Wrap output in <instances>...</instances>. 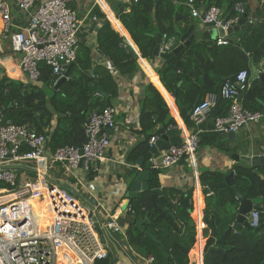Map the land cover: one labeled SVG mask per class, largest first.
Instances as JSON below:
<instances>
[{
    "label": "trees",
    "instance_id": "obj_1",
    "mask_svg": "<svg viewBox=\"0 0 264 264\" xmlns=\"http://www.w3.org/2000/svg\"><path fill=\"white\" fill-rule=\"evenodd\" d=\"M106 1L115 8H120L116 17L128 32L140 56L148 61L155 57V36L160 34L165 41L169 38L177 40L187 28L191 16L188 0ZM251 1L259 3L252 15L249 12ZM238 2L243 3L247 9L246 19L253 17L256 20L251 23L246 20L237 42L228 41L227 45L218 47L192 43L155 68L162 85L176 99L179 98L176 83L183 76L177 70L182 69L184 72V59L197 70L195 75L202 74L201 87H191L193 96L190 97L189 91L185 93L188 99L184 102L185 109L179 108L181 115H185L196 96L201 95L200 100L206 93L217 91L218 86L223 83L222 77L232 79L238 70H249L245 54L255 62L264 58V0H194L198 7L218 6L223 16L229 12L233 16V7ZM68 5L74 9L69 1ZM94 15L103 20L105 18L98 5L90 12V16ZM180 24H183V28H180ZM97 48L112 62L118 74L131 76L141 71L137 54L108 21L104 20L98 28ZM206 49L210 50V57L206 54ZM76 63L68 68V79L61 81L57 88L56 77L51 76V70L45 63L39 64V79L26 83L7 77L0 65V108L4 117L45 135L46 147L50 152L63 145L82 144L86 139L84 122L88 114L94 109L101 110L110 105V97L117 95V85L109 70L97 66L91 73L89 55L84 60H79L76 56ZM98 84L110 93L109 98L93 96ZM245 93L243 106L249 110L264 112L263 106L255 100L256 96L264 98V82L251 81ZM75 115H81V121L73 117ZM139 118V132L144 133L145 137L128 152L126 162L131 165L140 156L147 154L150 137L160 135L169 125L176 124L161 94L151 83L146 84ZM193 125L190 121L189 127ZM198 138L199 146H218L228 155L237 152L239 148L238 145L229 148L222 144L217 131L198 132ZM141 168L148 173V189L130 198V211H127L129 218L122 242L140 256L151 255V264H189L187 251L193 247L197 234L196 224L191 217L194 209L193 187L187 190L185 196L182 190L175 187L162 188L168 208L175 216L173 218L160 197L153 192L160 188L158 175L161 169L152 167L146 158ZM234 171L237 175L234 184L242 197L252 200L261 198L264 201V165L258 167V173L252 167L242 164L235 165ZM138 172L132 167L126 168L124 177ZM93 174L90 169L87 177L91 179ZM223 177L224 173L221 171L204 169L199 172V180L210 184L219 183ZM59 185L73 194L68 186ZM202 192L205 195L202 220L206 225L201 231L202 235L208 236L210 222L213 223L217 238L224 234V242L218 244L222 250L205 254L203 264H264V213L260 214L258 230L240 227L235 231L231 225L236 217L238 199L231 187L216 186L212 191L204 187ZM208 193L210 194L207 195ZM184 198L189 200L188 204L183 202ZM144 216L154 222V225L145 223L144 229L150 231L161 243L153 241L135 225V221ZM117 260V255L112 250L107 259L96 263L115 264ZM69 261L68 259V263Z\"/></svg>",
    "mask_w": 264,
    "mask_h": 264
},
{
    "label": "built area",
    "instance_id": "obj_2",
    "mask_svg": "<svg viewBox=\"0 0 264 264\" xmlns=\"http://www.w3.org/2000/svg\"><path fill=\"white\" fill-rule=\"evenodd\" d=\"M12 1L17 8L26 14V22L12 29ZM137 2L138 0H126ZM100 5L98 0H95ZM192 17L208 27H222L225 31L237 23L245 5L235 3V14L229 16L222 25L223 12L215 5L203 8L187 1ZM101 6V5H100ZM111 22L115 15L109 7L105 9ZM256 19L251 17L249 23ZM1 34L9 40L13 52L19 53V66L26 74L28 81L35 82L40 77L39 64L45 63L56 80L64 77L68 68L77 56V33L80 22L77 13L68 5V0H0ZM174 38L161 42L159 52L167 53L174 44ZM217 44H227L224 37L216 39ZM67 77V76H66ZM250 73L247 69L238 70L232 79L220 85L221 98L229 101L228 112L214 118L216 131H236L249 122L260 121L264 113L249 110L241 102L240 94L250 87ZM218 98L217 91L208 92L203 99L191 109V118L200 123L212 112ZM116 109L108 105L99 110H92L84 122L85 141L79 145H63L50 152L46 147V136L6 119L0 108V264H68L74 257L80 264H97L110 256L111 250L102 240V231L111 230L125 238V232L113 214L106 213L100 223L92 210L83 204L78 197L62 188L59 184L45 185L44 198L52 211L49 230L36 225L30 198L38 195L40 190L36 183L25 181L18 184L17 173L11 166L23 163L40 164L50 161L52 165L60 164L65 171L72 173L79 168L84 158V171L93 169L94 163L104 156L109 145L107 128L115 126ZM178 145L169 146L158 157L159 164L154 168H170L185 159L194 169L195 154L199 148L198 131L182 134ZM155 137L150 138V146ZM82 150V153L80 152ZM34 164V165H35ZM37 170V168H35ZM198 185V181H196ZM248 215L249 225H259L260 214L264 213V202L257 205ZM130 211V207L126 208ZM196 224L199 238L194 242L196 252L191 258L195 264H203L204 254L200 241L206 238L202 229L206 225L200 221ZM132 255V260L139 259L143 264H151L153 257L140 256L129 246L121 243ZM203 245V243H202ZM67 252V254H64ZM130 256V255H129ZM135 258H134V257ZM117 263V261L115 262Z\"/></svg>",
    "mask_w": 264,
    "mask_h": 264
},
{
    "label": "crops",
    "instance_id": "obj_3",
    "mask_svg": "<svg viewBox=\"0 0 264 264\" xmlns=\"http://www.w3.org/2000/svg\"><path fill=\"white\" fill-rule=\"evenodd\" d=\"M70 3L74 5V9L77 13L78 20L80 22L79 30L77 33V59L84 60L86 56H90V72L92 73L97 66H101L106 70H109L113 79L117 85V95L114 97H110V93L104 89L100 84L102 90L107 93L110 97V105H113L116 109L115 113V126L112 128L106 129L108 136H109V145L105 148L104 156L102 159L98 160V163H94L93 167V177L91 178L96 184V190L93 185L88 184L87 173L82 171V169H78L69 173L64 170V168L58 164L56 166L52 165L50 161L40 163V164H18L13 167V169L18 173L20 170L21 172L19 175L17 174L18 184L21 185L19 178L22 176L23 172H41L42 174L48 175V172L52 175H55L58 179L64 177L65 186H68L72 191L74 196L78 197V199L85 205H87L92 212L95 214L96 219L101 223L103 219H105V214H113L120 226L122 227L123 232H125V228L128 222L129 215L127 210L122 211V203L126 198V194L128 193V186L131 181L135 178L136 174L130 177L125 178L124 173L126 168H130L136 166V169L141 172L143 171L141 166H138L136 163L131 165L126 162V156L128 152L131 150L132 147L137 145L140 141H142L145 137L144 133L140 131V111L142 106V100L145 93V87L147 83H151L159 93L161 94L162 98L164 99L165 103L167 104L168 111L170 116L175 120V125H169V127H178L182 130V134L187 132H211L216 131L207 128L200 129L198 128V124L195 123L192 118L191 114L189 116L188 123L185 125L183 123V119L187 115V112L192 109L193 105L203 99L204 96L200 100H198L201 95L196 96L194 103L190 108H188L185 112V115H181L179 112V108L185 109L186 100L188 99L186 94L189 91L190 97L193 96V92L191 87H201V78L202 74L199 76L195 75L197 72L196 69L192 67V63H189L188 60H183V67L184 72L181 70H177L178 74H183V76L177 81L176 87L179 93V98L176 99L174 95L166 90V88L162 85L159 76L155 72V68L162 65V63L166 60L161 58L158 55H155L154 59L151 61L142 58L132 42L128 32L123 27L121 22L115 15V20L111 22L110 18L105 11L107 6L110 7L113 4L110 2H106V0H98L100 2L99 8L104 13L105 21H108L111 26L114 28L115 31L118 32L119 35L123 36L127 43L133 48L135 53L138 56V63L141 67V71L137 72L131 76L128 75H120L114 70L112 62L104 56L97 48V31L98 28L103 23L102 18H97L95 15L90 16V12L95 5V0H68ZM118 0H112L111 2H116ZM126 1V0H121ZM10 8H11V25L12 29L15 27H20L25 24L26 22V14L20 11L17 6L12 2L9 1ZM259 7V3L256 1H251L249 3V12L252 13ZM1 23V22H0ZM194 24L196 28L200 29L201 31L206 30H213L211 34L210 40L206 39H199L197 42L193 43H206L209 47L215 46H223L227 44H217L216 39L220 36L217 35V32L214 27H208L202 25L196 18L190 16L188 26ZM180 28H183V24L179 25ZM187 26V27H188ZM1 27V25H0ZM187 29V28H186ZM184 29V31L186 30ZM241 27L238 30L234 31L231 35L234 37V40L228 41H235L237 42L241 33ZM183 31V32H184ZM182 32V33H183ZM1 34V28H0ZM222 38V37H221ZM179 39V37H178ZM178 39L174 40L173 46L179 44ZM162 41L165 42L164 38L162 37ZM172 47L171 50L174 48ZM170 50V51H171ZM168 51V52H170ZM181 52V51H180ZM178 52V53H180ZM206 54L210 57L211 53L209 49H206ZM177 55V54H176ZM173 55L170 58L176 56ZM248 57V65H249V73L250 71V59L248 54H245ZM169 59V58H168ZM84 62V61H83ZM227 62V61H224ZM255 62V61H254ZM76 63V60H75ZM77 64V63H76ZM0 65L2 66L4 73L7 77L14 81H19L22 83L28 82L26 74L21 70L19 66V53L13 52L10 48L9 40L2 36V45L0 44ZM256 68L258 70L264 69V58L255 62ZM68 79V77L66 78ZM222 80V79H221ZM253 80H260V78H255ZM250 79V81H253ZM220 86H218L219 88ZM217 88V90H218ZM182 93L183 95H180ZM246 93L241 97V102L243 104V100L245 98ZM94 97H103L98 93H93ZM105 98V97H103ZM255 100L260 103L264 108V98L255 97ZM229 101L222 99L221 104L218 108V114L226 115L228 112ZM171 109V112H170ZM214 109V108H213ZM264 113V112H263ZM214 119L212 113L208 115L202 121L209 122L210 120ZM192 122L194 125L190 128L189 122ZM201 121V122H202ZM168 127V128H169ZM166 130V129H165ZM164 130V131H165ZM163 133V132H162ZM159 135L152 136L155 139ZM151 138V137H150ZM222 143L226 142V139H221ZM150 145V139H149ZM235 145H238L239 148L237 152L240 154H261L264 152V116L260 121L257 122H249L243 127L238 130L236 141L229 143L228 147L232 148ZM160 150L157 151V154H153V157H158L164 151ZM150 165L156 164L158 165L159 159L155 161H150ZM237 164L247 165L243 161H234L230 158L228 154L223 152L218 148V146H199L196 154H195V167H193L185 160L181 159L178 164L170 168H159L161 172L158 175V179L160 182V188L163 187H175L177 189L182 190L184 196L188 189L193 187L192 192V202H193V211L191 213V217L195 223L198 221L203 222V208L205 206L204 198L205 195L202 192L204 187H200V185L196 184L199 180V172L204 169L208 170H215L221 171L227 174L230 171H234V167ZM37 168V170L35 169ZM235 172V171H234ZM46 175L42 176L44 179ZM67 181V182H66ZM70 181V182H68ZM25 182V181H24ZM23 182V183H24ZM22 183V184H23ZM48 184L55 183L53 181H48ZM55 184H58L55 183ZM43 182L37 181V188H41ZM92 187V188H91ZM94 188V191L92 189ZM211 193V192H210ZM208 193L207 195H209ZM44 199V198H43ZM184 201L189 203L187 198H184ZM183 201V202H184ZM251 201L255 205H260L264 201L261 198H256ZM196 238H199L198 231L196 232ZM101 235H103L102 240L108 245H110L111 251H114V246L118 247L119 249L123 250L126 254L132 255L126 248L123 247L121 244V237L118 233H114L111 230L102 231ZM202 246V241H200ZM194 247L190 249L192 251ZM189 256V255H188ZM74 258H71V260ZM118 259V258H117ZM70 260V261H71ZM69 261V262H70ZM136 264H143L139 259L133 260ZM118 263V260H117ZM78 264V260H77ZM189 264H195L193 258L189 256Z\"/></svg>",
    "mask_w": 264,
    "mask_h": 264
},
{
    "label": "water",
    "instance_id": "obj_4",
    "mask_svg": "<svg viewBox=\"0 0 264 264\" xmlns=\"http://www.w3.org/2000/svg\"><path fill=\"white\" fill-rule=\"evenodd\" d=\"M109 9L111 10V12L114 15L118 14V12L120 11V8H115L113 5H111L109 7ZM246 13H247V9L245 8L244 12L242 13V15H241L240 19L237 21V23L231 27H228L225 31L222 29V27L215 28L217 35L220 37L227 38L228 40H234V37L231 34L234 31L238 30L239 27H241V28L245 27V23L247 20L246 19ZM229 16H230V12L223 16V19L221 22L222 25L225 23V21L228 19ZM212 33H213V30L201 31L200 29L196 28V26L194 24H192V25L188 26L187 29L183 33L180 34L179 39H178L179 44L176 45L170 52H167V53L159 52V46H160V43L162 42V37L160 34H157L155 36L156 45L154 47L153 53H154V55H158L161 58L168 59L171 56L178 54V52H180L184 47L189 46L193 42H197L199 39L203 38L206 40H210ZM250 71H251V74H250L251 80H253L255 78H260V79L264 80V69L261 71L258 70L256 68L255 62L252 58L250 59ZM66 76H67V74L64 77H61L60 79L57 80L56 88L61 81H63L64 79L67 78ZM225 80H227V77H222V81H225ZM94 92L102 95L105 98H109V95L102 90L100 85L96 86ZM217 93H218L217 102H216L214 109L211 112L212 115L214 116V118L218 114V108H219L221 101H222L221 93H220V87L218 88ZM243 95H244V92L240 94V98ZM190 114H191V109L187 112V115L183 119V123L185 125L188 123ZM73 117H75L76 119L81 121V115H75ZM204 126H207V128H209L211 130H214V119L210 120L208 123L205 121H202L198 124L197 127L202 129V128H204ZM217 132L222 139H226V142H224L222 144H224L225 146H228L229 143L236 141V136H237L238 130L228 131V132H223V131H217ZM182 137H183L182 136V130L180 128H178V127L167 128L163 133H161L154 140L152 145L149 147V151L147 152V154L145 156H140L136 160V164L138 166H141V165H143L145 158L150 159L152 157V155L155 154L157 151L167 149L169 146L180 144L182 141ZM79 147L81 148L82 144H80ZM80 152L82 153V150H80ZM229 156L232 160H234L236 162H238V161L245 162L247 164V166L252 167L256 173H258V167L264 165V152L261 154H251V155L240 154L239 152H231L229 154ZM97 163H98V161H97ZM78 166L80 169H84V158L80 159ZM132 168L136 169V166H133ZM147 176H148V173L146 171H141V172H138L136 174L135 178L131 181V183L128 186V193L126 194V198L123 201L124 203L122 205V211L125 210L129 206L131 197H134V196L138 195L139 192L145 191L148 189V185L146 182ZM236 177H237V175L235 174V172L230 171L227 174H225L223 179L217 184H210V183L200 181L199 185H200V187L208 188L210 191H212L216 186H224V185L230 186L231 189L233 190L234 194H235V197L238 199V205L236 208V217H235L234 222L231 225V228L235 231L240 227H248V228L252 229V227L249 225V222H248V215H249V212L251 210L257 209L258 206L255 205L251 201V199L242 197L241 193L238 191L236 185L234 184ZM153 192L156 193L160 197L162 203L167 207L168 212L174 218L175 216H174L172 210L170 208H168V204L164 198L162 189L157 188V189H154ZM184 203L188 204V202H186V201H184ZM145 223H149V224L154 225V222L149 221L147 216H144L143 218H139L135 221V225L137 226V228L139 230L143 231L153 241L161 243V241L158 240L150 231L144 229ZM208 228H209V234L203 240V245H202V247H203L202 252L204 255L209 254L214 250L221 251L222 248H220L218 246V244H222L224 242V234L220 238L216 237L215 229L213 227L212 222L209 223ZM258 228L259 227H254L255 230H258ZM197 240L198 239L195 238V242H197ZM114 252L117 255L119 264H136L128 254H126L123 250L119 249L116 246H114ZM187 253L189 256H192V254L190 253V250H188Z\"/></svg>",
    "mask_w": 264,
    "mask_h": 264
},
{
    "label": "bare ground",
    "instance_id": "obj_5",
    "mask_svg": "<svg viewBox=\"0 0 264 264\" xmlns=\"http://www.w3.org/2000/svg\"><path fill=\"white\" fill-rule=\"evenodd\" d=\"M39 190H40L41 195H38L37 197H43L44 198L45 186L43 185L41 188H39ZM36 199H38V202H35ZM39 199L40 198L32 197V198H30L29 201L31 203L33 217H34L36 225H38V227H40V229H44L46 231V230H49L51 227L52 211H50L45 198L41 202L39 201ZM123 203H122V205H123ZM195 252H196V249H193L192 251H190L192 256L194 255ZM65 254H67V252H65ZM72 258H74V257H72Z\"/></svg>",
    "mask_w": 264,
    "mask_h": 264
},
{
    "label": "rangeland",
    "instance_id": "obj_6",
    "mask_svg": "<svg viewBox=\"0 0 264 264\" xmlns=\"http://www.w3.org/2000/svg\"><path fill=\"white\" fill-rule=\"evenodd\" d=\"M110 1H112V0H110ZM107 2V1H106ZM1 28V27H0ZM0 44L2 45V34H0ZM21 172V170L17 173L18 175H19V173ZM45 176L46 175V173L45 174H42L41 172L39 173V172H37V173H33V172H23L22 173V176L19 178V181L21 182V184L24 182V181H28V182H30V183H36V181H38L39 182V179H40V181L41 182H43V185L45 186V185H47L48 183V181H53V182H55V183H57L58 182V184L59 183H65V181H64V177H62L61 179H58L55 175H52L51 173H49L48 172V175H46V177H45V179L42 177V176ZM67 182V181H66ZM68 182H70V181H68ZM87 182H88V184H91V185H93V180L92 179H87ZM20 185V184H19ZM42 185V186H43ZM93 187L95 188V190H96V184H95V182H94V185H93ZM92 188V187H91ZM94 188L92 189V191H94ZM38 195H41L40 193L38 194ZM38 195H36V196H34V198H40L39 199V201L41 202L42 200H43V197H37ZM35 202H38V199H36V201ZM39 202V203H40ZM102 238H103V235H102ZM104 240V239H103ZM109 248H110V245H109ZM110 250H111V248H110ZM68 264H77V260L76 259H72ZM78 264H80L79 262H78Z\"/></svg>",
    "mask_w": 264,
    "mask_h": 264
}]
</instances>
